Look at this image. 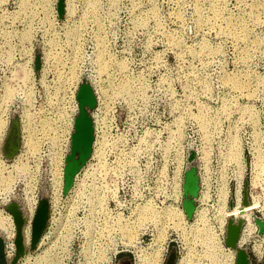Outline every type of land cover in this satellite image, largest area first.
<instances>
[{
	"label": "rangeland",
	"instance_id": "rangeland-1",
	"mask_svg": "<svg viewBox=\"0 0 264 264\" xmlns=\"http://www.w3.org/2000/svg\"><path fill=\"white\" fill-rule=\"evenodd\" d=\"M57 4L58 0H0V139L10 121L0 144L1 237L10 241L15 233L12 215L4 205L9 199L22 202L21 212L27 219L21 225L22 237L29 250L30 217L38 196L50 199L43 229L47 232L38 238L35 255L25 251L13 264L44 263L46 252L54 249L40 254V246L56 245L58 232L65 246L58 247L56 261L49 259L50 263L93 264L82 250L83 234L98 229L107 234L118 231L137 264H158L168 238L176 241L169 242L168 250L175 252V258L183 256L180 264H219L216 252L224 261L234 262V250L221 244L202 214L197 212V218L186 224L182 207L162 203L158 207L149 198L123 218L121 212L111 214L106 205L109 196L116 198V184L105 189L109 195L98 189L103 187L106 150L114 159L119 141L126 142L128 151L147 154L141 162L151 167L163 168L165 156L171 153L179 171L182 140L190 129L205 134L212 126L221 138L232 133V121L246 119L248 101L256 96L255 85L257 95L261 93V83L253 84L255 76L264 78V0H61L60 16ZM40 56L51 59L49 73L42 78ZM62 69L69 73L71 100L79 75L90 79L97 98L95 110L89 109L95 127L91 155L65 193L61 164L70 141V120L64 151L52 157L64 116L65 90L58 73ZM20 117L29 121L30 128L23 136L25 147L10 156L5 147L10 124ZM17 138L18 146L19 134ZM125 155L126 160L132 158V153ZM230 157L237 162L236 193L242 195L243 180L249 176L247 167L243 177L244 165L251 167L250 183L261 181L264 189L259 150L245 162L236 142ZM258 198L255 194L250 204L236 201L232 208L222 206L219 224L225 215L236 214L238 207L250 205L241 213L247 218L246 233H251L255 224L249 211L256 207L264 215V203L260 205ZM100 203L102 222L94 213ZM150 225L152 236L147 234ZM244 240L242 234L239 242ZM263 247L264 231L251 249L260 256ZM11 259L4 258L5 264Z\"/></svg>",
	"mask_w": 264,
	"mask_h": 264
},
{
	"label": "built area",
	"instance_id": "built-area-1",
	"mask_svg": "<svg viewBox=\"0 0 264 264\" xmlns=\"http://www.w3.org/2000/svg\"><path fill=\"white\" fill-rule=\"evenodd\" d=\"M42 57L43 56H40V62L38 66L40 78L44 77L46 74L49 73V66H51V61H49L51 59L47 57L46 60H44ZM63 71L64 70L62 69L58 71V73H59V77L61 78L63 77L61 81L63 82V86L65 90V98L63 103L64 116H63V121H61L59 125V129L56 132L57 144L55 151H53L52 157L58 155L61 152L63 153L65 147L63 138L66 136L67 133L65 131L67 128L68 120L72 122L70 125L71 131L70 133L67 134V136L70 138L71 132L73 130V119L78 112L75 93L73 94L72 100L69 98L70 85L67 84V78L69 73L67 74L66 72L63 73ZM262 75H264V73ZM259 76L260 74H257L255 76L256 80L253 84L255 85L261 83L260 85L261 93L257 95V92H255V90H257L258 86L255 85L253 93H256V96L250 98L248 101L247 110L245 111L247 113L245 117L246 121L245 120L232 121V125L230 126L232 133H230L229 135H222V137L220 138V136L215 135L216 132L211 126L208 127L205 134L204 133L199 134L195 132V130L190 129V133L189 134L186 133L184 135L181 144V151L179 153L181 156L179 171H177L175 166H173L171 153L165 156L164 167L158 168V167H151L149 164L146 163L145 160L144 163L141 162L142 158L148 156L147 154L142 155L141 152L133 149L132 152L130 150L129 151L126 150L128 147H126L127 144L125 141L124 142L119 141L120 148L116 152V155H114V159L111 160L109 159L108 151L106 150L107 165L105 168L104 178L102 179L103 187L101 188V190L98 189V192L102 193L103 190L105 191V189L106 190L111 189L114 187V183L116 184L117 192H116L115 200L110 198V196L108 199H106V205L107 208L110 210L111 214H114L115 212H121L123 218H126L132 214V210H134L137 204L141 205L144 203V201H146L149 198L154 199L156 205L158 203L160 204L162 203L160 206L171 205L172 207L174 205H177L182 207L181 203L183 199V189H182L183 174L184 171L192 164L195 167V174L197 178V190L195 196L192 197L194 207L190 219L185 218L186 224L192 223L191 221H194L197 218L196 216L197 212L202 214V218L204 222L209 227L212 228L214 233L219 235L221 244H224L223 237L225 233L227 218L232 217L234 220H236L237 218L240 217L242 219V222L240 225L239 234L236 239L235 245H237L238 247L246 248V250L248 249L251 252V254L255 257V259H260L264 255V247L262 248V252L260 256L255 255V253H253L251 248L254 241L258 240V238H260L261 234L263 233V232L257 233V226L253 221V217H258L264 220V215H262L261 210L257 209L256 207H253L249 211L251 223L255 224L253 226L254 229L252 230L251 233H246L247 232L246 228L248 226L247 218L244 213H240L241 211L245 210L244 208H247L250 205L246 207H242V206L238 207L236 214L232 212L227 217L225 215V219L222 225H220L218 222L222 206L224 205L226 206V204H228L227 207L232 208L235 206L236 201H238L239 204H241L242 201V195L240 194V191L236 193L237 184L234 174L235 171L237 170V162L235 158L230 157L233 144L237 142L238 145L240 146L241 156H242L241 159L243 161L245 162L251 161L253 153H256V150H259L261 154V158L264 163V78H258ZM81 82H86L89 84L94 96L95 104H97L95 87L93 83L87 77H83L79 75L78 84ZM78 84L76 85L75 92ZM73 102L76 105H75V109L72 110ZM95 108L93 107V110H95ZM89 116L92 121V133L94 134L95 137V127L93 124V117L91 116V111H89ZM18 120L19 121L17 122H18L19 145L17 146L16 150L20 151V147L23 148L25 147L22 144L23 136L26 134L25 129L26 127L28 129L30 127H29V121H23V118L21 117ZM9 122H10L9 120L6 121L3 134L0 139V144L3 142L6 131L8 129ZM22 124L24 127L23 129L25 131H22V127H21ZM69 145H70V141L68 143L67 150L62 155L61 171L63 170L62 166L64 165L63 160L69 151ZM189 150H191L193 153V159L190 162L187 161ZM244 151L246 152V155L243 154ZM126 152L132 153V158L130 160L125 159ZM247 167L249 168L248 171L249 176L248 178H244V180L247 181L246 191H247L248 203L250 204L252 202V196L258 194L259 198L257 201L258 203H260V205H262L264 203L263 183L261 181L254 185L250 183V179L252 177V170L250 165H244L243 177ZM176 171H177V175L175 174ZM75 174L73 175L72 178V184ZM178 176L180 177V179ZM97 181H99V179ZM253 189H257V191L255 192ZM105 193L106 195H109V193H107L106 191ZM9 200L7 201V203L10 202ZM46 200L48 204V202H50V199L49 200L46 199ZM110 203L114 205V207H109ZM120 203L122 204V206L119 205ZM19 205L20 207H24L22 202ZM102 207H103L102 203H100V205L96 204V206H94L95 208L94 211H96L94 213L98 214L101 217V222L103 220V216L101 212ZM32 215L30 217V222ZM26 220L24 221L26 222ZM25 222H23V224ZM45 227H47L46 223H45ZM151 228L152 226L151 227L148 226L149 232H147V234L152 236ZM46 232L47 230H42L40 234V238H44ZM144 233H146V231ZM82 234L83 232L81 231V235ZM242 234L246 235V240L239 242V238ZM57 235H59V237L56 240ZM83 236H84V240H83L84 244L82 245V250L86 253L84 254L86 255V257H88L91 260L93 264L95 263L114 264L115 256L120 252L119 251L120 248L130 249L129 254L132 261L131 264H137L132 249L130 247H124L123 244L121 243L122 239L118 231H115L112 234L111 233L107 234L106 231L102 229L88 230L86 235L83 234ZM54 237L56 240L55 241L56 245L50 246V243L47 244V242L44 241L46 242V246H40V254H42L43 251L45 250L54 249V251L46 252L45 255L46 258L44 257L43 260V262L44 261L45 262L42 264H53L49 262L50 261L49 259H52L53 262L56 261L55 255L60 251V248L58 247L65 246L64 242L61 241L63 236H61L60 232L56 233ZM150 238L152 237H149V239ZM90 239H92L93 241ZM1 240H2V249H1L2 255L6 260H10L15 255L14 237L10 241H8L6 237L5 239L1 237ZM172 241L176 243V241L173 238H168L166 243L163 245L161 252V259L158 262V264L164 263L169 248V242ZM52 242L54 241L51 240V243ZM10 244H12V247L10 246ZM37 247H39V245ZM70 247L71 246L67 244V250H69ZM112 247H116L115 248L116 251L110 254ZM176 251L178 253L179 249H176ZM216 255L217 256L214 258H216L215 260L219 264H234V262L232 261L230 263L224 261L223 258L220 256L219 252H216ZM107 257H109V260L107 259ZM182 257L183 256L180 255L176 257L174 264H180L179 260ZM21 261L22 260H20V262Z\"/></svg>",
	"mask_w": 264,
	"mask_h": 264
},
{
	"label": "water",
	"instance_id": "water-1",
	"mask_svg": "<svg viewBox=\"0 0 264 264\" xmlns=\"http://www.w3.org/2000/svg\"><path fill=\"white\" fill-rule=\"evenodd\" d=\"M57 13L60 16L62 14L61 0H58ZM75 99L78 106L77 115L73 119V130L70 135L69 151L64 158V165L62 170V193H65L72 184L73 175L81 168L85 163L86 158L90 151V144L92 140V121L89 116V109L95 105V100L91 88L88 83L81 82L78 84ZM11 129L7 137V149L9 155H13L17 149L18 143V122L16 119L11 121ZM77 153V157L74 158V154ZM193 159V153L191 150L188 152L187 161L190 162ZM247 181H243L242 187V205L248 204ZM183 199L182 208L186 217H190L193 210L192 197L195 196L197 190V178L195 174L194 165H190L183 174ZM230 205V203H229ZM20 206L15 201H10L5 205V208L11 213L12 219L15 224L14 233V245L15 255L11 259L10 264H13L16 258L22 254L24 250V243L21 235L22 220L20 217V211L17 208ZM242 212V211H241ZM240 212V213H241ZM48 216V204L44 197L39 196L36 208L33 212L30 222V235L29 245L31 249L37 243L40 233L45 227L46 219ZM253 221L257 226V233L264 231V220L253 217ZM242 219L239 217L234 220L232 217H228L226 220L225 233L223 237L224 245L234 250V264H250L249 253L246 248L238 247L235 245L236 239L239 234V229ZM2 240L0 237V264H5V260L2 256ZM175 259V252L169 251L163 264H173ZM264 264V259L261 261Z\"/></svg>",
	"mask_w": 264,
	"mask_h": 264
},
{
	"label": "flooded vegetation",
	"instance_id": "flooded-vegetation-1",
	"mask_svg": "<svg viewBox=\"0 0 264 264\" xmlns=\"http://www.w3.org/2000/svg\"><path fill=\"white\" fill-rule=\"evenodd\" d=\"M92 141H93V133H92V140H91V144H90V151H89V154H88V156H87V158H86V160H88V158L90 157V155H91V151H92ZM5 147L7 148V143H6V145H5ZM6 148H4V149H6ZM7 151H8V149H7ZM77 157V153H75L74 154V158H76ZM86 162V161H85ZM17 203V202H16ZM18 204V203H17ZM18 209H19V211H20V217H21V220H22V224H23V222H24V218H23V215H22V212H21V207L20 206H18L17 207ZM41 234V233H40ZM21 235H22V227H21ZM40 237V236H39ZM22 241H23V243H24V240H23V237H22ZM245 241V240H244ZM29 248V247H28ZM36 245L33 247V248H29V250H26V247L24 246V250H23V252H25V251H27V252H30V253H34L35 254V250H36ZM120 252L115 256V259H114V264H131L132 263V261H131V257H130V249H128V248H120V250H119ZM22 252V253H23ZM168 252H169V250L167 251V254H168ZM167 254H166V256H167ZM3 256V255H2ZM249 258H250V256H249ZM166 259V258H165ZM264 259V255L260 258V259H255V261H256V264H261V261ZM165 261V260H164ZM250 264H252V262H251V258H250Z\"/></svg>",
	"mask_w": 264,
	"mask_h": 264
},
{
	"label": "trees",
	"instance_id": "trees-1",
	"mask_svg": "<svg viewBox=\"0 0 264 264\" xmlns=\"http://www.w3.org/2000/svg\"><path fill=\"white\" fill-rule=\"evenodd\" d=\"M8 137V136H7Z\"/></svg>",
	"mask_w": 264,
	"mask_h": 264
}]
</instances>
